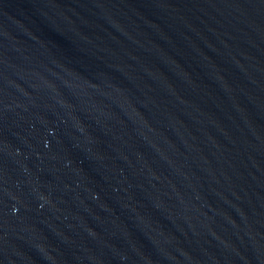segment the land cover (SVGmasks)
Returning <instances> with one entry per match:
<instances>
[{"label": "water", "instance_id": "water-1", "mask_svg": "<svg viewBox=\"0 0 264 264\" xmlns=\"http://www.w3.org/2000/svg\"><path fill=\"white\" fill-rule=\"evenodd\" d=\"M0 264H264V0H0Z\"/></svg>", "mask_w": 264, "mask_h": 264}]
</instances>
